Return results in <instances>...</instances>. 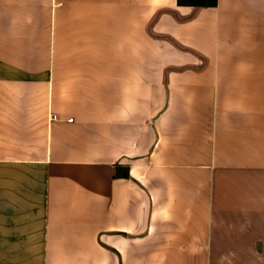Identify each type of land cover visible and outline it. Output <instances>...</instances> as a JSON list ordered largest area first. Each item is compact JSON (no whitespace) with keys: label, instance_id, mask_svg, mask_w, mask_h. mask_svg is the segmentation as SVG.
<instances>
[{"label":"crops","instance_id":"obj_1","mask_svg":"<svg viewBox=\"0 0 264 264\" xmlns=\"http://www.w3.org/2000/svg\"><path fill=\"white\" fill-rule=\"evenodd\" d=\"M38 2L0 0V264H264V0H44L37 65Z\"/></svg>","mask_w":264,"mask_h":264},{"label":"rangeland","instance_id":"obj_2","mask_svg":"<svg viewBox=\"0 0 264 264\" xmlns=\"http://www.w3.org/2000/svg\"><path fill=\"white\" fill-rule=\"evenodd\" d=\"M38 31L37 34L30 35L24 33L22 35V43H21V50L13 51L12 57H21L24 59H34L37 60V65L41 63L42 60H45L49 57V53L47 52V46H46V36L44 31V22L45 19H43V16H45L46 11V3L44 0H39L38 2ZM43 23V24H42ZM11 52H8L7 50L4 52L3 57H8V54ZM20 55V56H19ZM37 69H40L38 66L35 67Z\"/></svg>","mask_w":264,"mask_h":264},{"label":"built area","instance_id":"obj_3","mask_svg":"<svg viewBox=\"0 0 264 264\" xmlns=\"http://www.w3.org/2000/svg\"><path fill=\"white\" fill-rule=\"evenodd\" d=\"M57 118H58V116H57L56 114H50V115H49V120H55V119H57ZM66 120H67V121H71L72 118L69 117V118H67Z\"/></svg>","mask_w":264,"mask_h":264}]
</instances>
